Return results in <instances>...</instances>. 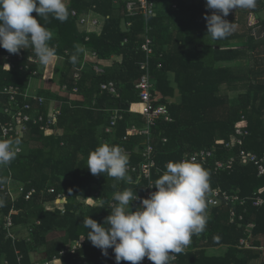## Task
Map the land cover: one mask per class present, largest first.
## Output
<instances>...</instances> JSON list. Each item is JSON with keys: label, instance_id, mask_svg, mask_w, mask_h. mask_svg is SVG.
I'll use <instances>...</instances> for the list:
<instances>
[{"label": "trees", "instance_id": "1", "mask_svg": "<svg viewBox=\"0 0 264 264\" xmlns=\"http://www.w3.org/2000/svg\"><path fill=\"white\" fill-rule=\"evenodd\" d=\"M127 1L114 4L113 0H70V4L66 5L68 16L63 21L51 15L45 18L37 17L35 12L31 14L51 31L49 46L57 55L65 57L59 75V86H66L69 93L76 89L75 94L82 96L85 103L62 107L57 124L61 134L45 135L39 131L38 126L27 123L24 136L12 139L19 141L21 152L9 164L0 166V179L3 183L12 180L23 184L24 193L31 189H35L36 193L28 201L22 195L12 203L8 196L0 192V264H36L33 259L35 253L42 254L43 258L39 259L42 262L51 260L66 249L68 244L81 240L84 236L83 250L76 255L66 254L60 257L62 264H76L80 254L90 256L88 264H102L103 256L96 253L98 248L87 239L88 229L83 220L90 216L103 225L110 214V208L107 205L83 208V200L99 191L104 198L125 188H131L139 198L142 197L146 182L137 173L128 171L127 175L132 179V183H128L127 180L110 177L107 173L93 175L87 168L89 153L103 141L118 145L128 152V166L138 167L143 162L141 151L145 148L147 139L138 133H130V129L133 126L142 129L145 124V119L136 115V110L131 107L138 104L135 83L141 76L139 64L144 59L139 46L143 41L145 20L142 15L131 18L128 30H122V23H128L129 20L125 11ZM254 5L261 10L264 8V0H255ZM191 7L192 14L185 29L187 35L174 31L164 33L159 29L158 17L151 16L147 19L152 28L149 34L154 51L149 69L150 81L154 85L152 94L156 97L157 104L167 107L171 120H158L151 129V144L158 170L153 171L152 178L155 182L166 171L165 166L169 161L179 162L195 152L207 149L213 151V156L200 165L209 175L211 188L220 187L233 193L237 191L242 198L258 194L264 200V175L258 177L252 164L244 165L237 160L228 170L230 173L214 171L216 161L237 156L238 147L227 149L225 146L241 122H244L248 131L241 149L264 158V83L256 80L254 69L246 75H239L228 68L217 66L219 62L235 61L239 57L237 48L229 40L246 39L253 44L255 39L260 38L261 32L256 31L255 26L247 27L246 19H234L230 16L226 20L232 23L233 29L228 36L229 43L222 45L220 39H213L207 34V28H204L206 21L201 14L206 9V0H199ZM92 8L105 16L106 21L102 33L99 36L90 35L85 46L94 50L102 62L109 61L113 55H121L122 61L106 68L102 75H97L92 70L82 71L76 80L73 74L80 65L76 49L79 43L84 42L86 33L81 31L78 20L70 13L74 9L80 16ZM252 11L259 13L256 9ZM244 18H247V14ZM243 22V28L237 29L236 26ZM259 23L262 26L260 30L264 31V21ZM176 34L181 37H174ZM162 36L168 37V40L160 42ZM199 36L203 39L208 36L212 42L197 43L201 48L197 57L187 60L184 56L186 40ZM124 39L127 40L126 43ZM6 55L13 54L0 48V88L13 85L24 91L30 79L41 77L38 64L30 66L31 70L38 71L34 76L29 71H20L16 61L14 68L5 70L3 66ZM30 55H35L33 49L25 48V61ZM72 57H75L74 61ZM171 74L174 75V87L169 79ZM108 82L115 84L116 95L99 90L100 84ZM176 91L182 98L179 103L174 100ZM233 95L235 96L232 97ZM38 96L45 100L41 106L24 100L33 105L30 113L32 116L46 114V93L41 92ZM53 96L50 94L48 98ZM6 103L7 97L0 95V106L5 107ZM129 109L132 113H128ZM114 110L121 111L123 119L114 127L110 140L111 136L103 134L101 128L109 125L111 112ZM9 117L0 114V121L3 123ZM0 139H5L1 132ZM163 139H166L164 144ZM49 189H53L54 193L49 194ZM58 195L64 200L63 212L59 209L46 210L45 204L54 203ZM12 208L17 211L12 216L14 242L7 238L3 230L4 218ZM235 209L239 215L242 214V222H229L228 207L208 208L206 205V227L203 232L191 237L193 249L196 250L179 257L176 264H264L262 252L236 248L239 239L245 238L244 224H254L253 238L264 237V205L256 208L249 202L245 207ZM54 233L62 236L50 238ZM197 235H200L199 239ZM218 247L227 249L216 257L205 255L207 249ZM18 256H21L19 262Z\"/></svg>", "mask_w": 264, "mask_h": 264}, {"label": "clouds", "instance_id": "2", "mask_svg": "<svg viewBox=\"0 0 264 264\" xmlns=\"http://www.w3.org/2000/svg\"><path fill=\"white\" fill-rule=\"evenodd\" d=\"M255 0H206V8L214 10L205 15L207 34L213 39L226 37L233 29L227 17L231 10L252 8ZM37 17L63 21L68 16L64 0H0V48L18 54L31 47L43 65L57 59L49 46L50 30L42 26ZM73 61L75 57H72ZM8 67L5 64L3 67ZM19 141L0 139V166L9 164L19 151ZM128 157L118 145L102 143L89 153L88 169L93 175L107 173L117 180L132 183L128 173ZM166 171L154 182L149 197L140 200L135 211L131 203L140 199L131 188L113 195L114 205L103 225L86 217L87 239L107 255L112 248L116 264L128 261L139 264L145 257L153 264H169L173 254L181 253L190 244L191 237L204 231L207 224L205 196L209 191V175L195 157L179 162L169 161ZM91 203L92 198H88ZM127 209V210H126ZM85 236L80 240H84ZM58 264H62L58 258Z\"/></svg>", "mask_w": 264, "mask_h": 264}, {"label": "built area", "instance_id": "3", "mask_svg": "<svg viewBox=\"0 0 264 264\" xmlns=\"http://www.w3.org/2000/svg\"><path fill=\"white\" fill-rule=\"evenodd\" d=\"M124 0H113L114 4H118L119 2ZM154 7L150 0H128L125 3V11L126 15L129 19L134 18L138 15H142L145 20V29H144V37L143 41L139 46L140 52L144 55V59L139 64V72L141 73L140 78L135 83V90L138 92V106L139 110L135 112L138 113L145 119V125L142 129H137L136 127H132L130 129V133H138L140 136L146 137L147 144L145 148L141 151V157L143 162L138 167H130L128 166V171L131 173H137L140 178H142L146 182V190L143 192V196L134 201L135 208L139 206L140 200L146 199L149 197L151 192L156 191L155 188H151L154 185V180L152 178L153 171L157 170L155 161H154V148L151 144V129L155 126L158 120H164L166 122H170V116L167 110V107L163 104H157L155 102V98L153 97L152 91L154 89V85L150 81V60L153 56V41L149 36L150 27L148 25L147 19L153 16ZM70 15L74 18L78 19L79 24H86L88 26L96 27L101 24V20L96 17L91 16V12H88L86 18H80L79 14L76 10H72ZM130 22L127 23V26L130 27ZM89 39L86 37L85 41L87 42ZM127 40L124 39V43ZM24 50H21L18 54H13L12 56L6 55L4 57V65L8 64L9 68L5 66V70H10L18 64V69L20 71H29L31 76L38 74L37 70H31V65H37L39 63L38 59L35 55L28 56L27 60L25 61L24 57ZM91 58L96 60L97 54L96 52L90 53ZM16 61V64L14 63ZM160 67V66H158ZM4 68V67H3ZM93 72L97 75L104 74L103 70L94 63L93 65ZM83 71V66L76 67L73 78L79 79L80 73ZM32 78V77H31ZM63 90L66 91V86H63ZM99 90L103 92H107L111 95H116L117 90L115 84L112 82L102 83L99 86ZM77 90L74 89L73 93H76ZM0 95L7 97V103L5 107L0 106V114H5L10 116L8 120L4 121L3 123L0 121V132L1 136L5 139H14V138H22L26 131V124L32 123L39 127V131L44 133L45 135L51 134L56 135L57 130V122L61 115L60 104L57 106H48L46 109L45 115H38L32 116L30 113L33 111V105L29 102H25L24 100H29L31 102H36L38 106H41L45 103V100L42 97H39L36 94H31L28 89L22 91L20 87L8 85L3 86L0 88ZM22 99V102L20 101ZM47 104V100H46ZM134 112V113H135ZM123 119V114L119 110H114L111 112L110 116V124L109 127L105 129L106 132H111L112 129L116 126V124ZM241 125H238L235 128L234 135L231 137L230 141L226 144L225 148L231 149L234 147L239 148V152L237 156L230 158L226 162L216 161L214 164L215 171H222L230 169L233 164L239 160L240 163L243 164H252L256 170L257 175L263 176L264 175V158H259L256 154L252 152L245 151L241 149L243 146L244 138L248 136V131L245 128L244 122H241ZM126 139V138H125ZM162 143H166V139L162 140ZM21 152V148L19 147V151L17 154ZM125 152V151H124ZM128 155V152H125ZM213 156V152L211 150L202 149L198 152H195L188 159L195 157V162L205 163L208 159ZM0 192H3L5 196H8L12 203H15L17 199L23 195L24 200L28 201L31 197L36 193L35 189H31L28 192L24 193V186L23 184L16 183L12 180L7 182H2L0 179ZM49 194L54 193L53 189L48 190ZM89 198L94 200L89 202V199L83 200V208L86 207H96V206H103L107 205L109 208L111 205L115 204V201L110 198L108 201H105L103 195L99 192L93 193V195ZM1 201V197H0ZM251 202L254 207H260L264 204V200L258 195L255 194L254 197L242 198L238 194L230 193L228 191L222 190L221 188H211L209 187V191L206 193L205 202L209 208H216L221 206H226L229 208L230 212V219L234 222L235 219L242 220V217L238 216L235 212L236 207H245L248 202ZM64 200L61 195L56 197L54 203H46L45 208L48 211H54L55 209H59L63 212V205ZM1 209V206H0ZM17 211L15 209H11L8 215L4 218L3 230L6 232L7 238L11 239L13 242L15 241V235L12 232L13 229V220L12 216L15 215ZM38 225L39 222H36ZM28 231L31 232V229ZM82 241L73 242L70 246L66 247V249L59 252V254L53 257L50 261H44L39 264H56L58 258L70 254L76 255L79 249L83 248ZM238 248H246L251 249L253 248L247 241V239H241L238 244ZM190 246L187 245L181 253L188 252L190 250ZM264 251V246L260 248ZM97 253L102 254L100 249L96 250ZM173 255L170 259V263H173L177 260L178 254L169 253ZM103 255V254H102ZM21 256L17 258V262H19ZM4 264H7L4 262ZM38 264V263H36ZM76 264H88V260L86 258H79L77 259ZM103 264H116L115 254L113 249H107V255H105V259ZM126 264H131V262L126 261ZM139 264H153L147 257H145Z\"/></svg>", "mask_w": 264, "mask_h": 264}, {"label": "crops", "instance_id": "4", "mask_svg": "<svg viewBox=\"0 0 264 264\" xmlns=\"http://www.w3.org/2000/svg\"><path fill=\"white\" fill-rule=\"evenodd\" d=\"M151 2H152L153 7H154L153 17H158L159 18V22H160L159 23V29L161 31L163 30L164 33H166L167 31L168 32L169 31H171V32L174 31L175 33H181V35H182V34H186V31H185V29H187V25L186 24L189 21V18H190L191 14H192L191 5L197 4L199 2V0H152ZM185 5L189 6V7H186ZM252 9L259 10V13L256 14L254 11H252ZM72 10H74V9H72ZM213 11L214 10H210V9L206 8L205 11L201 14L202 19L204 21H206L204 19V16L205 15H211ZM88 12H91V16L92 17L99 18L101 20L100 22H102L101 24L99 23V25H97L96 27L88 26L86 24H79V22H78L79 28L81 29V31L86 33V37H88V39H89L90 35L99 36L102 33V30H103V27H104V24H105V21H106V17L96 13L94 11V9L92 8V9H89L86 13L80 15V18H82V17L86 18V15L88 14ZM246 14H247V18H244V15H246ZM230 16H233L234 19L235 18L236 19L237 18L246 19L247 20V27L253 28L255 26L254 29L256 31L261 32V35H260L259 39H255L254 40L253 44L249 43L246 39H236V40H233V41L229 40L231 45L233 47L237 48V50L239 52V57L235 61L233 60V61L219 62L217 64V66L221 67V68H228L231 71H233L234 73H237L239 75L240 74L241 75H246L249 72H252L251 69H254V77L256 78V80L264 83V31L260 30V29H262V26L259 23L261 21H264V8H262L260 10L259 6L254 5L252 8H238L236 10L233 9V10L230 11L229 15L227 17H225V19L230 17ZM75 19L78 20L77 18H75ZM128 22H130V19L128 20ZM244 23L245 22H243L240 26H236L237 29H239L240 27L243 28ZM189 26L191 27L192 25H189ZM121 27H122V30H124V31H127L128 28H129L127 26V23H124V22L122 23ZM183 28H184V30H183ZM204 28L206 29V25L204 26ZM151 32H152V28L150 27V33ZM178 35L176 34L174 37L178 38L177 37ZM181 35H179V37H181ZM186 35L183 37V39L186 37ZM196 35H198V33ZM149 36H150V34H149ZM228 36H229V34L226 37L220 39L222 45L224 43H229L228 42ZM86 37H85V39H86ZM143 37H144V35H143ZM164 40H168V37L166 38L165 36H162V39H161L160 42H163ZM87 42H89V40ZM87 42L84 40V42L79 43L77 45V49H76V52H77V55H78V58H79V64H80L79 67L82 65L83 66V71L92 70L94 63H96V65H98L104 72V70L106 68H109L112 65H114L116 63H120L122 61V56L121 55H113V56H111L109 61H104V62L100 61L98 59V57H96V60L91 58L90 53H91V51L93 52L94 50H90V49H88L85 46V43H87ZM205 42H212V39L210 40V38L208 36H205L204 39L201 36L187 39L186 40V47H185V55H184L185 58L187 60H192V59L196 58L197 54L199 53V51L201 49L198 46L197 43H205ZM251 48H253V49H251ZM66 53H67V51H65V54ZM56 56H57L56 61L54 63H52L51 65H43L40 62L38 63V65H39V67L41 69V74H40L41 77L32 78V79H30L28 81V85H27L28 91L31 94H36V95H39L41 92H45L46 93V98L48 99L47 100V105L50 107V106H57V105L60 104V110H62V107L64 105H68L69 107H73L74 103H80V104L85 103L84 98H82V96L76 95L75 93H69V92L63 90V87L59 86V75L62 72V68H63L64 62H65V57H64V55H57V54H56ZM169 79H170L171 84L173 85L174 75L171 74ZM173 87H174V85H173ZM50 94H52V96L53 95L54 96L48 98ZM54 97H56V98H54ZM58 97L63 98V99H58ZM65 98L68 99V100L65 101ZM174 100L177 101L178 103L182 101V98L179 95L178 91L175 92ZM131 107L134 110H139V106L138 105H133V106L131 105ZM128 113H132L130 111V109L128 110ZM136 115H139V114L137 113ZM57 124H58V122H57ZM109 124H110V119H109ZM107 127H109V125L101 128L102 129V133L105 134V135H110L111 136L110 140H112V135H113L114 128L112 129L111 132H106L105 129ZM56 130H57L56 135L62 133L61 130L58 128V125L56 126ZM144 138L146 139V137H144ZM103 143H106V142L103 141ZM232 157H234V156H232ZM232 157H230V158H232ZM228 160L226 159L225 161L222 160L220 162H226ZM205 163L199 162V164H205ZM241 164H243V163H241ZM228 170H230V169H227L225 171L222 170V171H218V172H228V173H230V171H228ZM214 171H215V167H214ZM145 190H146V187L144 188L143 192ZM99 193H102V192L99 191ZM230 193H233V192H230ZM234 193L239 195V193L237 191L234 192ZM113 195H114V193H112V194H110L108 196H105L106 199H104V200L108 201L110 198H112ZM142 196H143V193H142ZM245 198H247V197H245ZM96 207H102V206H96ZM130 207H131L132 211L136 210L137 207L135 208L134 201L131 203ZM221 207H223V206H221ZM240 208H242V207H240ZM256 208H258V207H256ZM235 212H236V214L238 216L242 217V220L235 219L234 222L231 221L230 212H229V222L230 223L242 222L243 221L242 214L239 215L237 213L236 209H235ZM240 226L243 227V225H240ZM253 227H254V224H252V223L244 224V229H245L244 236H245V238H241V239H247L248 243L253 248H251V249L238 248V244H239V241L241 239H239L238 244L236 245V248L239 249V250L244 249V250H252V251H256V252L259 251V252H262L264 254V251H262L260 249L261 247L264 246V237L258 236V237H254L253 238V234H252ZM52 235H51L52 236L51 238L57 237L56 236L57 233H54ZM197 238L199 239L200 235H197ZM78 241H80V240H78ZM82 242H83V245H84V240H82ZM70 245L68 244V246H70ZM189 246H190L191 249L188 252H185L184 254L183 253H179L177 260L179 259V257L185 256L189 252H193V251L196 250V249H193L192 242H190ZM219 249L222 250L221 253L208 255L209 251H215V250H219ZM225 249H227V248L226 247H218V248H215V249H207L206 252H205V255L207 257H212V256L216 257L218 255H222L225 252ZM82 250H83V248L79 249L77 251V254L79 252H81ZM96 253H97V251H96ZM100 255H102V254H100ZM102 256H103V261H104L105 255H102ZM81 257L86 258L88 261H89V258H90V256L88 254H80L79 258H81ZM42 258L43 257H42L41 253H35L34 256H33V259L36 260L35 263H38V264L42 262V261L39 260V259H42ZM177 260L175 262H173V263L169 262V264H176ZM46 261H50V260H46ZM61 261H62V259H61ZM103 261H102V264H103ZM56 264H58V260L56 261ZM120 264H126V261L122 260V261H120Z\"/></svg>", "mask_w": 264, "mask_h": 264}, {"label": "rangeland", "instance_id": "5", "mask_svg": "<svg viewBox=\"0 0 264 264\" xmlns=\"http://www.w3.org/2000/svg\"><path fill=\"white\" fill-rule=\"evenodd\" d=\"M64 2H65L66 5H69V4H70V0H64ZM4 69H6V68L4 67ZM234 96H235V95H233L232 97H234ZM104 199H106V198L104 197ZM61 235H62V234H57L56 236H57V237H61ZM52 236H53V235H52ZM52 236H51V237H52ZM51 237H50V238H51ZM221 252H222L221 249H219V250H215V251H209L208 255H210V254H211V255H212V254H219V253H221Z\"/></svg>", "mask_w": 264, "mask_h": 264}]
</instances>
